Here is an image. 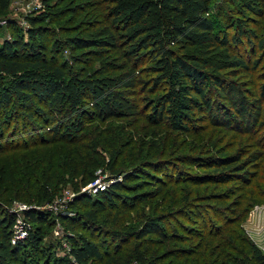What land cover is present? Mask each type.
Returning a JSON list of instances; mask_svg holds the SVG:
<instances>
[{
  "label": "trees",
  "instance_id": "16d2710c",
  "mask_svg": "<svg viewBox=\"0 0 264 264\" xmlns=\"http://www.w3.org/2000/svg\"><path fill=\"white\" fill-rule=\"evenodd\" d=\"M106 1L112 22L121 26L118 31L103 26L88 36L69 35L56 40L52 45L53 53L49 54L47 46L42 43L46 31L42 23L49 14L42 13L30 19L27 40L20 34L1 43L0 151L25 150L13 154V164L10 163L9 168L12 167L7 176L2 174L0 167V185L5 184L3 190L0 187V196L15 188V196L25 194L38 202H49L56 197L55 177L59 172L54 169L59 165L54 162L55 155L52 153L49 159H40V154L30 152V147L52 141L84 142L73 149L69 160L61 163L72 177L74 191L84 189L93 181L100 167L120 176L116 166L122 151L113 147L118 137L102 127L109 119L139 117V104L132 97L139 86L156 94L145 99L149 109L144 111L143 119L151 124L165 123L172 131L184 134L197 131L208 116L212 124L229 128L238 126L242 132L259 133L253 125L259 119L264 101V66L261 67L258 96L251 100L235 79L239 72L248 73L250 65L240 54L229 50L230 42H238L240 34L242 36L247 31L252 36L256 34V31L244 27V20L237 22L238 34L232 35L231 40L229 30L220 26L223 8L217 6V12L213 9L215 0ZM241 1L261 15L260 27L264 23V0ZM10 2L0 0V8H8ZM252 3H257L256 9ZM258 43L264 52V35ZM60 47L71 51L74 65L62 59V53L60 57L54 53L61 52ZM111 51L128 61L131 59L132 65L115 75L91 72L89 59L101 60ZM198 52L201 55H197ZM140 61L146 64L142 70L137 66ZM260 62L256 59L254 67L258 68ZM75 65L78 68H74ZM143 74L148 79L142 78ZM93 121L98 123L92 125ZM258 138L264 147V131ZM165 153L162 150L159 158L149 160L151 167L159 170L160 177L166 162L162 158ZM245 154L214 155L195 160L185 157L181 162L188 164L193 159L195 163L192 165L213 171L195 177L198 180L188 173L185 178L183 175L177 177L175 173L166 176L170 180L183 179L196 184L202 181L227 184L240 179L249 185L252 181L248 175L256 174L247 170V166L257 162L262 155L250 153L248 158L241 159ZM147 176L151 177L136 170L130 171L121 181L117 180L107 190L100 191L93 203L86 201V195L78 201L85 211L76 221L95 231H91L90 237H69L71 247L68 254L72 263H68L66 257H57L52 247L43 242L45 232L41 222L47 216L46 211L34 208L25 211L33 225L24 239L13 243L12 227L16 215L0 204V264H50L52 261L54 264H162L165 256L152 253V235L165 239L170 235L172 240L176 235V232L168 234L163 214L149 216L144 213L138 225L126 228L114 223L108 226L104 221L108 215L105 208L108 202L124 203L122 209L132 197H137V192L148 190L152 182L145 179ZM62 180L64 178L60 177V183ZM256 189L261 193L256 186L250 194L253 195ZM241 190L240 185L231 190L228 188L226 196ZM157 192L160 193L161 189ZM191 197L189 193L184 199L188 204L184 208L186 211L193 208L190 207L193 204ZM114 206L118 214L115 222L122 224L121 210L116 204ZM232 206L228 210L239 213L238 204ZM252 207L242 209L236 217L224 216L217 226H213L219 241L213 244L209 239L204 253L193 254L181 249L172 250V256H184L188 262L190 256L195 255L193 263L204 259L206 264L219 260L220 264H264V252L237 223L241 214H249ZM62 218L76 230L73 217L63 215ZM110 243L111 247L107 248ZM222 244L224 250L219 252Z\"/></svg>",
  "mask_w": 264,
  "mask_h": 264
},
{
  "label": "rangeland",
  "instance_id": "374dc122",
  "mask_svg": "<svg viewBox=\"0 0 264 264\" xmlns=\"http://www.w3.org/2000/svg\"><path fill=\"white\" fill-rule=\"evenodd\" d=\"M217 6L223 8L222 18H219L220 26L229 30L230 39L232 35L238 34L237 22L240 19L245 21L244 27L246 29L256 31L254 36L250 35L249 31L242 36L240 34L239 41L230 42L229 47L231 52L240 54L250 65L248 73L245 71L239 72L235 79L247 91L248 98L252 100L259 92L261 67L264 66V52H262V47L258 43L264 35V23L259 27L258 20L261 15L247 8L246 4L241 0H215L213 9L216 12ZM252 6L256 9L257 3H252ZM108 7L109 3L106 0H11L8 8H0V45L5 40H11L14 36L17 37L20 34L27 40L28 30L31 27L30 19L42 13L49 14L47 20L42 23V27L46 30L42 43L47 46L49 54L53 53L52 45L56 40L64 39L69 35L88 36L103 26H110L115 31H118L121 26L114 25L108 14ZM242 10L244 11L243 13ZM60 49L62 50L61 52L54 53L58 57L62 53V59L66 60L69 65H74L71 51L61 47ZM77 53H79V50ZM197 55H201V53L198 52ZM256 59L261 61L258 68L254 67ZM89 60L91 61L90 71H98L102 75H115L128 69L133 63L131 59L128 61L127 58L120 56L114 51L105 55L101 60L92 58ZM145 65L144 61H140L137 66L139 70H142V66ZM74 68H78L77 65ZM142 78L148 79L144 74ZM149 85L146 87L148 88ZM133 93L132 97H135L139 104V117L109 119L102 127L110 132L112 131L118 137L113 147L122 151L117 158L118 164L116 166L117 171L121 172V174L120 176H114L112 171L102 167L98 168L95 173L99 174L103 182H109L111 185L117 177L120 178L118 181H121L126 173L136 170L139 173L150 175L151 177L147 176L145 179L152 183L147 188L149 191L146 190L144 193L137 192V197H132L126 204L127 206L122 209L121 207L124 203L113 202L112 204L108 202L105 206L108 213V215L105 213L107 215L104 219L105 224L110 226V223H114L126 228L130 225H138L144 213L149 216L163 214L166 217L165 228L168 234L176 232V235L173 240L169 238L170 235L166 239L165 237L152 235L154 239L152 253L155 256L162 254L165 256L162 264H206L204 259L198 263H193L195 255L190 256L189 261L186 262V257L184 256H172L171 253H174L172 250L184 249L188 252H193V254L196 252L204 253L209 239L213 244L219 241L218 236L216 237V231L212 227L217 226L216 224L224 216L236 217L242 212V209L244 210L250 205L264 203V180L262 181V178L264 179V147L258 140L259 135L264 131V124L262 123L264 121V101L260 109L259 119L253 125L255 127L254 130L259 131L257 134L242 132L238 126L229 128L212 124L208 116L203 119L197 131L181 134L172 131L165 123L155 125L143 119L144 111L149 109L145 99L147 97L152 98L156 94H152L143 88L140 89V86ZM253 110L255 111V109H251L252 112ZM96 123L98 122L93 121L92 125ZM83 143L81 141L76 144H70L67 141H52L48 144L30 147V152L40 154V157L36 155L40 159L45 157L49 159L52 153L55 155L54 162L59 167L54 170L58 171L59 174L55 177V191L57 194L53 200L38 202L34 198H27L25 194L22 197H18L14 195V192L17 191L15 188L0 196V204L3 207H8L11 213H20L19 210L24 204L34 206V209H39L40 211H46L47 216H44V222H41V227H43L45 232L43 242L45 245L52 247L57 257L68 258V263H72L71 256L68 254V250L71 247L69 237L73 235L75 237L80 235L90 237L91 231H95L76 221L81 216L80 213L85 211L82 203H78V201L80 202L86 195V201L93 203V200L97 199L100 192L89 189L90 187L74 191L72 189V177L61 164L63 160H69L72 157L73 149ZM24 150L0 151L2 174L7 176V172L11 171L10 168L12 166L10 168L9 166L10 163L13 164V154ZM162 150L164 153L166 152L162 157L166 159V162L164 163L165 166H163L161 178L159 170H156L157 168L153 169L149 160L159 158ZM250 153L262 156L257 162L255 161L247 166V170L256 174V176L248 175L252 181L249 185L243 184L240 179L230 181L227 184H215L209 181H202V183L196 184L195 182H185L183 179H180V181L168 179L171 173L177 174V177L183 175L184 178L190 174L193 175L191 178L194 180H198L195 178L197 176L211 173L213 170L208 167H198L191 164H194V160L198 157L214 155L234 156L236 154L242 156V154H245L241 159H246ZM185 157H191L194 160L191 159V163L188 164L181 162V159L183 160ZM223 168H226V166L224 165ZM60 177L64 178L61 183ZM74 179L76 180V178ZM239 185L242 187L241 192L231 193L230 196H226V189L229 188L231 190ZM256 186L260 188L261 193L256 189V192L253 191V195H251L250 192ZM0 187L3 190L5 184L0 185ZM35 188L37 189V187ZM159 189H161L160 193L157 192ZM189 193L190 195L192 194L193 204L190 207L193 208H189L186 211L184 208L188 204L185 203L184 199ZM131 194L134 195L135 193L131 192ZM234 203L235 205L236 203L238 204L239 213L237 211H229ZM115 204L123 215L122 224L115 222V218L118 215L114 208ZM20 215L23 216L22 213ZM63 215L73 217L76 230L71 229L66 224V221L64 222ZM241 215L237 223H240L246 235L264 252V218L261 217L253 223L249 219V214L244 212ZM28 222L33 225L31 221ZM97 233L99 234V231ZM224 235H227L226 232ZM12 241L13 243L17 241L14 235ZM109 242H111V239H109ZM110 247L111 243L107 248ZM222 250H224L223 244L218 251L222 252ZM50 264H54V262L52 261ZM213 264H220V260Z\"/></svg>",
  "mask_w": 264,
  "mask_h": 264
},
{
  "label": "built area",
  "instance_id": "2783aa9c",
  "mask_svg": "<svg viewBox=\"0 0 264 264\" xmlns=\"http://www.w3.org/2000/svg\"><path fill=\"white\" fill-rule=\"evenodd\" d=\"M97 175L98 176L93 181H91L85 187V189H87L88 187H90L89 189H93L94 191H105L108 189L110 183L109 182L106 183L105 181L103 182L101 178L99 177V174ZM119 179L120 178L117 177V179H115L114 182ZM32 208H34V206H27L26 204H24L19 210L23 216H21L20 213H14L16 215V219L12 227V232H13L15 239L22 240L29 234L28 229L31 227V224L28 222L30 220L26 216L25 211L32 209ZM261 217L264 218V203L254 204L249 213L250 221L254 223L258 221V219H260Z\"/></svg>",
  "mask_w": 264,
  "mask_h": 264
}]
</instances>
